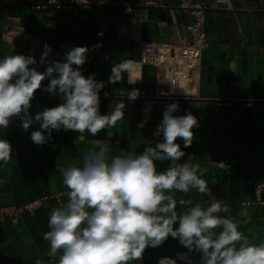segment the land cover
I'll return each mask as SVG.
<instances>
[{
  "label": "crops",
  "instance_id": "obj_1",
  "mask_svg": "<svg viewBox=\"0 0 264 264\" xmlns=\"http://www.w3.org/2000/svg\"><path fill=\"white\" fill-rule=\"evenodd\" d=\"M48 1L0 0V59L15 53L33 56L37 63L30 67L43 72L47 64L39 61L45 44L54 51L86 46L88 54L82 74H94L97 81L104 82L101 91L154 94L157 71L141 63L143 43L181 45L191 40L189 27L194 15L182 4L205 2L210 6L206 24L208 47L202 57L199 92L231 102L214 105L211 101L100 99L102 115L114 111L118 104L124 105V116L115 126L106 127L95 136L53 130L44 145L31 140V133L39 130V124L25 131L21 120L13 118L6 129H0V139L9 141L13 149L12 159L6 165L0 162V264H36L37 260L41 264H57L59 253L55 258L48 256L50 246L43 234L49 230L51 211L68 199V189L62 183L63 169L82 166L85 150L94 147L97 140L108 146L112 157L121 150L139 155L145 147L155 146L163 137L154 133L166 105L172 103L179 106L173 115L191 112L199 125L193 128L189 147L177 139L185 152L178 163L191 158V163L204 168L202 179L210 190V194H201L195 188L187 193H166L177 200L176 211L182 214L196 204L207 208L215 199L229 209L217 215L237 222L239 230L251 241H264V0H55L60 4L74 3L71 10L58 9ZM36 4H41V8H34ZM127 19V29L121 34L119 26ZM91 23L103 33L97 48L93 47ZM122 59L132 60L133 70L125 72L119 83H109L113 65ZM48 83V79L42 82L31 101L29 112L33 118L62 102L59 95L43 90ZM212 162H224L227 168H218ZM154 163L162 172L171 161ZM256 185H263L260 193L256 192ZM43 198L47 199L33 210L25 208ZM185 250L188 249L178 238L169 236L163 244L146 248L144 263L158 264L160 258L173 259ZM191 252L193 258L177 259V264H201L202 254Z\"/></svg>",
  "mask_w": 264,
  "mask_h": 264
},
{
  "label": "clouds",
  "instance_id": "obj_2",
  "mask_svg": "<svg viewBox=\"0 0 264 264\" xmlns=\"http://www.w3.org/2000/svg\"><path fill=\"white\" fill-rule=\"evenodd\" d=\"M51 51L45 44L39 61L47 64L43 72L30 67L37 63L33 56L15 53L0 59V129H6L13 118L21 120L25 131L39 124V130L32 131L31 140L44 145L53 130L95 136L106 127L115 126L124 116V105L118 104L109 114L100 113L99 93L104 82L97 81L94 74H82L88 48H69L64 61L48 60ZM133 67L134 62L129 59L115 63L109 83H119ZM45 79L49 83L43 90L59 95L62 102L33 118L29 112L31 101ZM128 95L135 100L138 91ZM178 107L176 103L166 105L154 133L156 137L162 135V141L145 147L141 154L121 150L112 157L108 146L97 140L94 147L85 150L82 166L63 169L62 183L68 189V199L51 211L49 230L43 234L50 246L48 256L55 258L59 253L57 264H129L142 259L147 247L155 248L169 236L178 238L189 252L201 253V264H264V241H251L239 230L237 222L217 215L229 211L226 204L213 199L207 208L196 204L178 214L177 200L166 194L172 190L187 193L190 188L210 194L202 179L204 168L191 163V158L178 163L185 152L177 139L189 147L193 128L199 126L191 112L173 115ZM12 152L10 142L0 139V162L6 165ZM157 160L171 164L158 172L154 163ZM213 164L227 168L224 162ZM177 259L185 260L187 255L178 254ZM158 264H177V260L162 257Z\"/></svg>",
  "mask_w": 264,
  "mask_h": 264
},
{
  "label": "built area",
  "instance_id": "obj_3",
  "mask_svg": "<svg viewBox=\"0 0 264 264\" xmlns=\"http://www.w3.org/2000/svg\"><path fill=\"white\" fill-rule=\"evenodd\" d=\"M96 2H99L96 0ZM48 4L56 5L58 9L65 8L73 9L74 3L60 4L55 0H49ZM87 5V4H86ZM81 6V5H79ZM36 9L41 8V4L34 6ZM182 8L190 10L194 15V23L189 27L191 32V40L185 41L181 45L158 44L154 41H145L143 43V55L141 63L150 65L157 71L156 75V91L154 94H148L142 91L138 94L135 100L144 101H185L188 103L212 102L214 105H222L231 102L230 99L209 98L201 95L199 92V82L201 76V64L203 52L208 47L207 40V14L210 6L205 2H197L191 4L189 1H184ZM52 20L49 21V25ZM128 19L120 24L119 30L124 34L127 29ZM91 31L93 32L94 48L98 47V42L102 39L103 33L91 23ZM64 51H54L49 53V58H65ZM127 90H115L112 92L100 91L99 96L102 100H131L129 99ZM35 95V94H34ZM263 185H256L255 190L260 193ZM56 198L61 202L60 197ZM43 198L28 204L25 208L33 210L37 207ZM62 204V203H61ZM184 253L187 255L186 261L193 258L195 255L188 250L177 253L173 259L177 260L178 254ZM144 256L139 260L138 264L144 263Z\"/></svg>",
  "mask_w": 264,
  "mask_h": 264
},
{
  "label": "water",
  "instance_id": "obj_4",
  "mask_svg": "<svg viewBox=\"0 0 264 264\" xmlns=\"http://www.w3.org/2000/svg\"><path fill=\"white\" fill-rule=\"evenodd\" d=\"M179 101V100H178Z\"/></svg>",
  "mask_w": 264,
  "mask_h": 264
}]
</instances>
